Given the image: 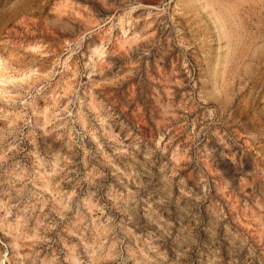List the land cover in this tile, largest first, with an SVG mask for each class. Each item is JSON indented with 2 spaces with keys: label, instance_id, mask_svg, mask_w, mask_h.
Instances as JSON below:
<instances>
[{
  "label": "rangeland",
  "instance_id": "rangeland-1",
  "mask_svg": "<svg viewBox=\"0 0 264 264\" xmlns=\"http://www.w3.org/2000/svg\"><path fill=\"white\" fill-rule=\"evenodd\" d=\"M0 264H264V0H0Z\"/></svg>",
  "mask_w": 264,
  "mask_h": 264
},
{
  "label": "bare ground",
  "instance_id": "bare-ground-1",
  "mask_svg": "<svg viewBox=\"0 0 264 264\" xmlns=\"http://www.w3.org/2000/svg\"><path fill=\"white\" fill-rule=\"evenodd\" d=\"M9 80V79H8Z\"/></svg>",
  "mask_w": 264,
  "mask_h": 264
}]
</instances>
